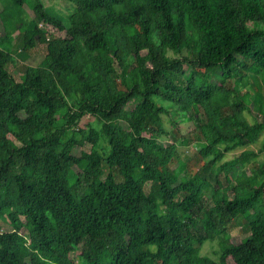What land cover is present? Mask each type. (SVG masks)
I'll return each instance as SVG.
<instances>
[{"label": "trees", "instance_id": "16d2710c", "mask_svg": "<svg viewBox=\"0 0 264 264\" xmlns=\"http://www.w3.org/2000/svg\"><path fill=\"white\" fill-rule=\"evenodd\" d=\"M68 1L0 0V264H264V0Z\"/></svg>", "mask_w": 264, "mask_h": 264}, {"label": "rangeland", "instance_id": "374dc122", "mask_svg": "<svg viewBox=\"0 0 264 264\" xmlns=\"http://www.w3.org/2000/svg\"><path fill=\"white\" fill-rule=\"evenodd\" d=\"M40 3L43 5V8L46 12H48L50 15L55 16L56 18L62 20L64 24L67 25L68 23V17L71 15L73 11H75V6L73 3H71L68 0H39ZM25 11L29 13V15H32V12L28 10V8L25 6L24 8ZM3 33V30L1 28L0 24V34ZM16 34V33H15ZM33 54H31L30 58L26 60L27 64L36 66L38 65L41 60L44 58L45 53H46V44L45 43H37L36 46L30 51ZM16 59V58H15ZM15 62V60H13ZM186 68V66H185ZM12 73L16 78L20 77L19 70L15 67H11ZM173 118L169 115L164 114L163 115V121L165 128L169 131L170 135L175 136V131L173 129L174 125L173 122L176 120L178 122L177 127L180 128V130L185 131L189 126H191V123L189 120H187L185 117L177 114L176 112L174 113ZM249 120L252 121L253 116L257 117L259 120L262 119V116L256 111L253 110L252 115H247ZM80 125L88 129L90 126L94 128H98L100 126V123L96 119V117L93 116H85L81 122ZM101 143L104 145L105 141L101 140ZM91 147L90 143H86L84 146V149L89 151ZM81 148L75 149V153L79 154V151ZM242 150V148L235 149L233 151H230L225 154L224 159H230L236 155ZM109 151V145H107V152ZM196 148L195 145H190V146H179V152L181 154V158L183 159H189L192 157V155L195 153ZM221 180L223 181V176H221ZM9 228V225H7L4 222L0 223V230L5 231ZM230 234L233 236L234 241H239L241 238L247 236L248 232L244 231V221L241 219H237L235 221V224L233 227L230 229ZM200 252L202 255L211 257L215 259L216 261L218 260V256L220 253V245L218 242V238L215 240H207L205 241L200 249ZM78 254V252H75L72 256L75 257V255Z\"/></svg>", "mask_w": 264, "mask_h": 264}, {"label": "crops", "instance_id": "0c3cea01", "mask_svg": "<svg viewBox=\"0 0 264 264\" xmlns=\"http://www.w3.org/2000/svg\"><path fill=\"white\" fill-rule=\"evenodd\" d=\"M14 53H15V52H14ZM31 54H33V53L30 52V55H29V57H28L26 60H28V59L30 58ZM26 60H25V63L27 64ZM32 66H33V65H32Z\"/></svg>", "mask_w": 264, "mask_h": 264}, {"label": "built area", "instance_id": "2783aa9c", "mask_svg": "<svg viewBox=\"0 0 264 264\" xmlns=\"http://www.w3.org/2000/svg\"><path fill=\"white\" fill-rule=\"evenodd\" d=\"M39 27L43 28V27H42V22H41V23H39ZM43 29H44V28H43ZM46 30H48V29H46Z\"/></svg>", "mask_w": 264, "mask_h": 264}]
</instances>
